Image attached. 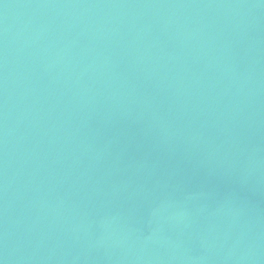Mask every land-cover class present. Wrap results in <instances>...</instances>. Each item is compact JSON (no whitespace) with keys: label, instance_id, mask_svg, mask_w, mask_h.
Returning a JSON list of instances; mask_svg holds the SVG:
<instances>
[{"label":"water","instance_id":"obj_1","mask_svg":"<svg viewBox=\"0 0 264 264\" xmlns=\"http://www.w3.org/2000/svg\"><path fill=\"white\" fill-rule=\"evenodd\" d=\"M0 264H264V0H0Z\"/></svg>","mask_w":264,"mask_h":264}]
</instances>
